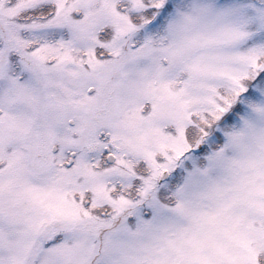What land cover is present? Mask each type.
Returning <instances> with one entry per match:
<instances>
[{
    "label": "snow or ice",
    "instance_id": "6c2138e0",
    "mask_svg": "<svg viewBox=\"0 0 264 264\" xmlns=\"http://www.w3.org/2000/svg\"><path fill=\"white\" fill-rule=\"evenodd\" d=\"M0 264H264V0H0Z\"/></svg>",
    "mask_w": 264,
    "mask_h": 264
}]
</instances>
